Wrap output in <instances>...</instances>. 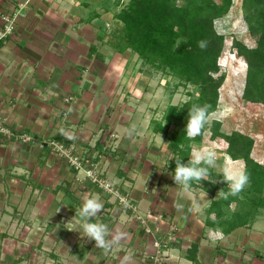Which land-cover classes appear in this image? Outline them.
I'll use <instances>...</instances> for the list:
<instances>
[{
	"label": "crops",
	"instance_id": "0c3cea01",
	"mask_svg": "<svg viewBox=\"0 0 264 264\" xmlns=\"http://www.w3.org/2000/svg\"><path fill=\"white\" fill-rule=\"evenodd\" d=\"M99 3L0 0V31L14 20L0 39V119L32 136L0 131V264H153L157 257L160 264H264V210L251 225L224 232L207 222L217 193L175 184L174 154L152 120L161 112L145 79L134 81L139 58L111 45L105 21L112 19ZM206 137L191 157L212 149L217 171L226 163L244 168L222 138ZM43 140L94 161L143 219L88 177L86 161L77 167ZM84 194L103 202L93 222L126 234L108 252L79 228Z\"/></svg>",
	"mask_w": 264,
	"mask_h": 264
},
{
	"label": "trees",
	"instance_id": "16d2710c",
	"mask_svg": "<svg viewBox=\"0 0 264 264\" xmlns=\"http://www.w3.org/2000/svg\"><path fill=\"white\" fill-rule=\"evenodd\" d=\"M184 1V5H179L174 0H131L117 14L123 23L122 30L109 33V40L120 52L130 49L137 53L143 60V67L151 66L178 78V82L172 79L166 82L171 95L180 86H197V94L188 90L189 100L180 106L169 102L163 116L152 120L155 130L169 138L168 146L174 156L169 159L168 168L173 175L175 160L182 159L187 164L193 145L202 142L207 130L211 132L212 139L222 138L226 141L224 151L232 159L244 161L250 183L239 196L225 199L223 194H218L220 190L227 192L228 189L221 172L215 167L210 169L215 182L202 180L192 183L213 194L217 193L208 208L207 222L219 225L224 232H230L238 226L251 225L264 210V163L251 155L254 138L238 130L231 133L223 131L220 119H213L210 126L205 125L201 135L191 139L186 137L184 129L188 109L193 104L208 105L209 113L218 108L220 87L226 75L216 74L220 71L219 57L225 36L217 31L214 22L229 12L233 0H222L221 3L216 0ZM243 7L250 31L257 33L259 38L254 47L234 39L233 46L248 66L242 97L264 104V0H244ZM198 42H204L205 47H199ZM172 126L174 129L170 133ZM211 213H215L218 220L211 219Z\"/></svg>",
	"mask_w": 264,
	"mask_h": 264
},
{
	"label": "rangeland",
	"instance_id": "374dc122",
	"mask_svg": "<svg viewBox=\"0 0 264 264\" xmlns=\"http://www.w3.org/2000/svg\"><path fill=\"white\" fill-rule=\"evenodd\" d=\"M130 1L131 0H101V3H99V8H102L104 16H109L112 19L109 23L105 21L106 28L110 31L109 33L122 30L123 23L117 17V14L121 12ZM216 1L219 3L222 2V0ZM243 1L244 0H233L229 12L216 18L214 22L217 31L225 36L223 51L219 57L220 71L216 75L225 73L226 77L220 87L218 108L216 111L210 113V119L206 127L210 126L213 119H220L222 121L223 131L231 133L234 130H238L246 135H250L255 141L251 155L257 161L264 163V104L247 101L242 97L248 66L245 59H243L244 57H239V52L233 46L234 39L240 40L249 47H254L258 43V34L250 31L244 16ZM174 2L179 5L185 4L184 0H174ZM135 54L139 58V63L135 69L141 71L136 73L137 76L134 78V81L137 83L138 80L142 81L145 79L146 83L142 86H144L146 92H150L153 105L157 106V109L161 112L159 114L160 117L163 116L164 110L169 102L179 104L180 106L191 98L187 94L188 90L194 91L196 94L198 93L197 86L189 84L186 87L180 86L179 89L171 95V92L167 90L166 82L169 79L178 82L179 79L164 74L162 71H158L151 66L146 65L143 67V60L137 53H134V55ZM134 63L135 61H131L132 66ZM141 67L143 68L141 69ZM173 129L174 126L170 129V133ZM210 134L211 132L207 130V132H205L206 138H208ZM219 140V145L226 147L227 144L225 140ZM234 206L235 204H233V207Z\"/></svg>",
	"mask_w": 264,
	"mask_h": 264
},
{
	"label": "clouds",
	"instance_id": "9594fccd",
	"mask_svg": "<svg viewBox=\"0 0 264 264\" xmlns=\"http://www.w3.org/2000/svg\"><path fill=\"white\" fill-rule=\"evenodd\" d=\"M198 46L203 48L205 43L198 42ZM209 119L208 105L193 104L188 109V120L184 129L186 137L191 139L201 135ZM216 160V153L212 149L197 151L188 160L187 164L183 163L182 159H176L173 175L175 184L188 189L194 181L198 183L202 180L215 182L212 180L210 169L217 166ZM221 175L223 181L227 183L228 191L220 190L218 194H223L225 199L229 196H239L250 183V177L244 168L227 163L223 166ZM206 195L207 193H205ZM82 200L83 203L80 209L76 211V217H79V228L88 239L95 242L96 247L103 249L105 252L110 251L126 234L122 232L113 234L106 224L93 222V218L103 209L101 200L88 194H84Z\"/></svg>",
	"mask_w": 264,
	"mask_h": 264
},
{
	"label": "built area",
	"instance_id": "2783aa9c",
	"mask_svg": "<svg viewBox=\"0 0 264 264\" xmlns=\"http://www.w3.org/2000/svg\"><path fill=\"white\" fill-rule=\"evenodd\" d=\"M6 20L8 22L6 23L4 29L0 31V39L7 37L13 30L14 20L9 17H7ZM3 123L4 121L0 119V131L6 133L8 136H12V135L17 137L20 136L25 141L32 139V136L28 134L16 135L15 133H12V131L8 129ZM111 135L116 136V134H111ZM42 142L49 144L53 148V150L59 152L61 155H65L66 157H68L71 163H73L77 167H82L83 163L86 161L88 164V167H86V172L88 177H90L94 182H97L105 191L114 194L117 197L120 204L124 205L128 209H131L136 214H138L139 218L143 219V217L138 213V206L130 199L129 195L122 193L119 189L114 187L112 183H110L105 179H102L98 175V169L94 161L89 159L86 160L80 156L73 155L71 152L72 146L67 147L63 142H60L58 140H43ZM142 221L145 222V220ZM147 228H148L147 230L150 231V228L149 227ZM153 264H160V258L157 257Z\"/></svg>",
	"mask_w": 264,
	"mask_h": 264
}]
</instances>
